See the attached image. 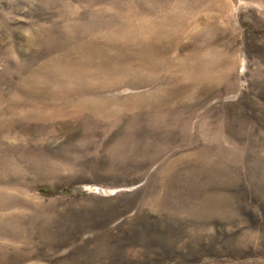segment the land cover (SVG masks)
<instances>
[{
    "label": "rangeland",
    "instance_id": "374dc122",
    "mask_svg": "<svg viewBox=\"0 0 264 264\" xmlns=\"http://www.w3.org/2000/svg\"><path fill=\"white\" fill-rule=\"evenodd\" d=\"M0 264H264V0H0Z\"/></svg>",
    "mask_w": 264,
    "mask_h": 264
},
{
    "label": "trees",
    "instance_id": "16d2710c",
    "mask_svg": "<svg viewBox=\"0 0 264 264\" xmlns=\"http://www.w3.org/2000/svg\"><path fill=\"white\" fill-rule=\"evenodd\" d=\"M41 193H44V194H47V193H49V191L48 190H46V189H41V190H39ZM65 191H67L68 192V190H65Z\"/></svg>",
    "mask_w": 264,
    "mask_h": 264
}]
</instances>
